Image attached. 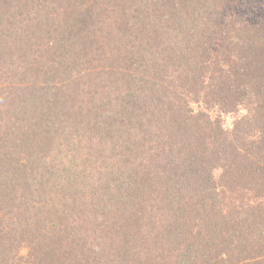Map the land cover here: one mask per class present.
Wrapping results in <instances>:
<instances>
[{"label":"trees","instance_id":"trees-1","mask_svg":"<svg viewBox=\"0 0 264 264\" xmlns=\"http://www.w3.org/2000/svg\"><path fill=\"white\" fill-rule=\"evenodd\" d=\"M9 1L31 22L0 17V264H91L105 217L124 264H264V20L229 29L222 74L207 53L227 0H130L141 33L93 45L50 1ZM238 106L231 132L209 114ZM213 202L233 223L199 217Z\"/></svg>","mask_w":264,"mask_h":264},{"label":"rangeland","instance_id":"rangeland-1","mask_svg":"<svg viewBox=\"0 0 264 264\" xmlns=\"http://www.w3.org/2000/svg\"><path fill=\"white\" fill-rule=\"evenodd\" d=\"M50 1V12L46 13V16L48 18L52 17V14H58L57 17H62L66 12L70 13L71 16L74 17V20H78L77 22L73 23L75 28L80 30V22L85 24V31L83 35H86V37H89V45H93L94 43L92 41H96L98 34L100 33L101 36H105L109 42L111 41L109 36L111 38L120 37L121 35H126L127 32L130 33V31L135 32L136 34H140L141 31L135 28V23L137 20H133L131 16V12L125 10V8L130 3V0H90L92 3H89L87 0L84 1L82 4H80V8L77 11H73V4L69 0H48ZM12 4V5H11ZM16 2L4 0L2 3L1 11H0V17L3 19L5 16L11 17L8 20H5L4 24L2 25V32L4 33L6 27L13 25V24H25L30 23L31 20L28 19L26 22H17L15 20V15H18L20 11L16 12L14 10V7L16 6ZM89 4L91 5V15L89 13H84L85 9L84 7H88ZM11 5V6H10ZM10 6V9H9ZM82 10V17L81 21L79 20L78 11ZM92 18V19H91ZM216 22L212 23L210 25L211 30H216V28L220 27V33L219 31H215L216 35L215 37H211V48L209 52L207 53L208 59L207 62L212 65H217L221 68L222 74L227 73L225 66H229L233 63L232 56L230 52L227 50L226 45L228 42L227 36L229 33V29L237 25L239 23V20L242 18L247 23L251 24L258 20H264V0H227V3L225 6H222V8H219V13L216 16ZM1 19V20H2ZM91 19V21H90ZM62 20V18L60 19ZM36 24H40L39 22H36ZM35 23L32 24V26L28 29H24V33L22 35H25L23 39L26 40V44L30 39V34L32 35L35 33L34 26ZM147 24V23H146ZM42 26L38 25V30L41 29ZM94 29L95 33L94 35H91L89 29ZM157 30V29H156ZM156 30L149 31V35H151V40L153 36H156L157 39V33ZM1 31V29H0ZM138 31H140L138 33ZM145 32V30H142ZM159 31V30H158ZM225 35L223 36V34ZM170 36H164L162 41H165L166 38ZM172 39V37H170ZM77 40V37H76ZM32 45L39 43L34 40H31ZM48 45L50 44V40L47 42ZM97 43V42H96ZM46 44V43H45ZM73 49L75 50L76 54L78 56L84 55V52H86V49L82 46H78V44L73 46ZM91 48H88L90 50ZM87 50V51H88ZM153 51V50H152ZM38 53L37 51L33 54ZM153 56V55H152ZM11 63L14 67H19V63H23L26 60L25 55H19L16 58L11 59ZM2 63V69L3 67L7 68L8 65L4 63V61H1ZM9 64V62H8ZM88 68V67H87ZM174 73V71H173ZM202 109V107H200ZM219 107L210 109L209 114L221 120L222 125L224 127V130L227 132H231L232 128L234 129L235 124L241 123L242 120H239L240 117H245L246 110L243 109V106H238L237 109L234 111H231V113L226 114H219ZM221 117H220V116ZM235 200V199H234ZM245 201H247L246 198H244ZM254 202H259L258 199H253ZM200 203V202H199ZM245 203V206L249 205L247 202ZM244 206V207H245ZM201 208V204H200ZM229 210H231V207H222L217 202L208 203L206 204L199 212V217H203L206 214L214 213L218 216H225V221L233 223V219L231 218V214L229 213ZM249 222L253 223L254 221L252 219L249 220ZM117 226L114 223L112 219L104 218L103 220L99 219V222L93 226V230H95L99 236L97 235L94 239V241H91L89 244H87L86 250L94 251V256L97 257V260H94L91 264L96 262L97 264H119L121 262L122 264L125 263V261L129 258V254L125 252L127 249L125 246L122 247L120 244V241L117 239L119 238L118 235L115 236L113 230H117ZM112 233V235H111ZM107 236H110L108 239ZM126 248V249H124ZM146 251V250H144ZM24 254V253H22ZM102 256V258L100 257ZM131 261V260H130ZM88 261V263H90Z\"/></svg>","mask_w":264,"mask_h":264}]
</instances>
